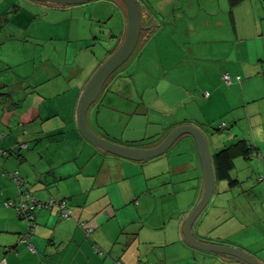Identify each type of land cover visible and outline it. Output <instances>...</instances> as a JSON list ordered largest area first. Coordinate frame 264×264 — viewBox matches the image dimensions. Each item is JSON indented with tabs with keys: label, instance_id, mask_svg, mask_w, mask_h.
I'll list each match as a JSON object with an SVG mask.
<instances>
[{
	"label": "crops",
	"instance_id": "crops-1",
	"mask_svg": "<svg viewBox=\"0 0 264 264\" xmlns=\"http://www.w3.org/2000/svg\"><path fill=\"white\" fill-rule=\"evenodd\" d=\"M141 2L145 25L154 26L152 37H162L167 23H172L174 31L180 27V40H206L207 48L196 52L192 47L186 50L178 47L176 53L163 49L161 57L169 58L170 63L166 67L155 64L152 68L156 75L160 71L163 74L158 77L156 94L148 99L141 94L136 106L132 98L123 97L131 103L122 105L125 113L119 120L127 122V126L144 125L138 130L145 136L148 128L156 125L159 131L155 128L149 137L157 139L179 124H195L194 120L199 118L210 122L218 117L219 127L201 129L211 156L240 140L254 147L253 158L235 154L230 171V176L237 180L234 185L226 179H215L211 198L194 221L192 232L201 240L242 249L264 264V180H259L264 172V0H242L235 5L230 0H220L221 14L210 18L207 12L209 18L202 20L200 26H195L194 18L175 21L172 18L170 22L161 18L156 25L144 12V1ZM3 4L0 0V5ZM218 7L211 16L219 11ZM120 15L116 30H108L115 42L109 49L102 48L104 55L110 54L123 38L122 5ZM29 18H43L41 27H45V9L33 17L32 11L19 8L8 19L11 23L26 20L32 23ZM96 29L100 32L102 28ZM147 33L148 30L143 33L144 40ZM40 67L41 73L34 79L27 77L26 86L16 91H23L24 95L19 97L8 91L5 95L8 94L10 106L0 108V264H116L118 260L124 264H247L232 255L194 248L184 238L185 219L204 189L201 161L191 136L184 135V140L183 137L178 140L187 145L186 158L178 156L172 160L168 155L165 159L168 169L162 180L150 185L146 180L157 175L143 172L138 187L123 188L121 181L127 175L119 158H125L102 152L82 137L76 125V104L88 79L66 82V87L57 85L62 91L57 89L56 96H46L50 87L45 84V65ZM224 73H228L232 83L223 80ZM126 77L129 76L121 72L111 78L103 89L107 91L103 100L91 106L88 122L96 133V126L104 119L100 117L103 109L106 116H110L108 111L113 108L119 110L108 93L124 90L129 95L132 82ZM166 79L170 88L161 85ZM5 85L0 80V87ZM103 102L106 106H102ZM149 108H169L163 110L166 112L163 118L168 122L157 123L159 120L150 115ZM180 108L185 109V115L174 116L172 113H178ZM53 135L62 139L56 145L48 142ZM14 171L19 172L23 184L12 178ZM163 187L169 197L187 198L185 209H165L164 213L161 210L148 218L147 209L138 206L146 197L160 199ZM28 190L31 199L64 201L70 217L62 218L56 206L36 208L33 233L24 242L21 238L27 222L5 202L25 200ZM131 200L138 205L132 206ZM231 200L244 207L242 215L246 220L230 230L223 226V219L228 215L226 203ZM234 214L241 215V210L236 213L235 209ZM80 220L93 230L87 233L78 225Z\"/></svg>",
	"mask_w": 264,
	"mask_h": 264
},
{
	"label": "rangeland",
	"instance_id": "rangeland-1",
	"mask_svg": "<svg viewBox=\"0 0 264 264\" xmlns=\"http://www.w3.org/2000/svg\"><path fill=\"white\" fill-rule=\"evenodd\" d=\"M138 1L141 4V1H144V12L153 19L152 23L155 22L156 25H158L161 18L166 19L167 22L172 21V18L174 21L176 18H194L195 26H200L202 20L205 21L206 18H209L208 14H206L207 12L212 15L213 11L218 10L219 5V11L213 16L210 15V18H216L217 15L221 14L222 8V0L221 2L220 0ZM2 2H4V4L0 5V21L2 22V30L0 31V80L6 85L0 87V108L10 106L8 102L9 98L7 97L8 94L5 95L8 91L17 93L19 97L24 95L23 91H16L19 90L21 86H26L27 77L34 79L36 74L41 73L40 66L42 64L45 65V84H49L50 87V92L45 91V95L56 96L57 89L62 91L61 87H66V82H80L78 79L82 81L89 79L98 66L110 55L109 53L105 55L102 54V48L106 47V49H109L115 42L114 39L110 38L108 30H116L119 25L118 20L121 18L120 0H94L68 6H49L32 0H2ZM13 3H16V6L13 5ZM19 8L32 11L33 17L34 14L42 10L44 11L45 9V27H41V22L44 20L43 18H38L36 20H34L35 18H29L32 23H28L27 20L19 24L18 22L11 23L10 20L5 21L6 18H4V15H6L7 18H11L13 12ZM166 26L167 30L163 32L162 37H152L151 33L154 30V26L148 30L146 39H140L137 49L125 63L124 69L122 68L117 71L115 76H120L121 72L129 76L126 77V79L128 82H132L129 90V95L131 96H126L124 90L122 92L108 93L109 96H112L119 110L114 108L112 110L110 109L111 111H108L110 116H106L105 113H103L105 109H103L100 116L104 117V119L101 120L102 123H100L98 127L96 126V128L92 125L102 137H107L109 140L113 139L122 143L130 141L129 143H135L143 145L141 147H146L144 145H148L150 139H153H149V133H152L155 128L159 131L160 127L157 128L156 125H152L148 128L147 131L149 132L145 136L143 131H139V128L144 127V125L141 124L138 128L132 125L127 126V122L120 121L119 118L125 113L122 105L131 103L130 101L127 103L123 97L132 98L136 106V101L140 99L141 94H144L145 99H148L150 95L156 94L155 86L158 82V77L163 74L162 71H160L156 75L152 71V68L155 64H163V66L166 67L170 63L169 58L167 59L165 57V59L161 57L163 49H173L172 51L176 53L177 50H179L176 49L178 47L183 50L192 47L196 52H200L202 49L205 50V48H207L206 40L199 38L180 40V27L174 31L173 27H171L172 23H167ZM97 27L102 28L99 29L100 32L97 31ZM94 31L98 33L96 35L93 34L95 33ZM106 31L107 33H105ZM94 36H96V38H94ZM148 37L149 40L147 39ZM143 42L145 45H143ZM175 56L176 54H172V57ZM175 59L173 58V62L176 61ZM34 63L35 70L32 72ZM168 81V79H166V81L162 80V87L166 84L165 86L170 88V84L167 86ZM57 85L61 87L58 88ZM104 90L97 100V102L100 100L99 103L103 100V96H105L107 92H104ZM103 103L102 106H106L105 102ZM168 105L170 106V104ZM168 109L163 108L162 110H157L149 108V110H151L150 115H154L156 117L155 119L159 120L157 123L160 124L168 122V120L163 118V115H166L164 111ZM184 110V108H180L178 113L174 112L172 114L174 116L177 114L176 116L178 117L184 114ZM111 114L114 116H111ZM174 116L171 118H174ZM215 118L216 119L210 122L200 120L199 118L198 120H194V125L205 131H207L208 128L219 127L221 120L218 117ZM132 127L134 128L132 129ZM133 133H136L135 137L132 136ZM184 138L185 137L182 139L184 140ZM48 139V142L55 145L58 140H62L55 139L54 135L51 139ZM64 143L68 142L65 141ZM65 150H67V148ZM186 150V143L177 141L169 150L146 162H131L119 158L125 164L124 171L127 175V178L121 181L122 187H130L133 189V185L137 186L138 180H141L143 172L147 175H157L146 180L150 185H153L160 179L162 180L168 169V164L165 161L167 156L171 155L172 157L170 158L172 160L177 159L178 156L184 159L188 156ZM61 152L63 154L64 151ZM179 152L181 154H178ZM59 156L60 155H57V159H60ZM109 156V158H115L111 157V155ZM251 158H253V155ZM113 164L116 167V164ZM178 184L183 185L182 183ZM115 190H117V187H115ZM132 191L133 190H131V192ZM166 191L167 189L164 187L161 189L162 196L158 200L148 197L142 200L138 207L147 209V213H149V217L147 216L148 218H153L154 213L156 214L161 210L164 213L165 209L175 208L177 211L179 209H185L187 198L184 197L180 199V195H177L179 198L174 197V195L169 197L166 195L168 194ZM130 203H132V206L138 205V203H133V200H131ZM226 207H228L226 211L228 215L225 216V221L223 219V226L225 228L231 230V227L233 228L245 222L246 219L242 215V209L244 207L241 204L235 200H231L229 203H226ZM235 209L236 213L237 210H241V215H235ZM233 217H235L236 220H234Z\"/></svg>",
	"mask_w": 264,
	"mask_h": 264
},
{
	"label": "water",
	"instance_id": "water-1",
	"mask_svg": "<svg viewBox=\"0 0 264 264\" xmlns=\"http://www.w3.org/2000/svg\"><path fill=\"white\" fill-rule=\"evenodd\" d=\"M49 6H68L94 0H32ZM125 11V31L120 44L98 66L85 83L76 104V125L82 137L104 153L114 154L133 161H147L166 152L179 137L191 135L201 161L204 189L201 198L188 213L183 234L185 240L194 248L232 255L247 264H263L257 258L237 247L201 240L192 232L196 218L207 206L215 183V171L203 131L194 124L184 123L172 128L157 144L141 147L114 142L96 133L88 122L91 106L98 100L111 75L132 55L143 30H150L153 24L146 26L143 21L138 0H120ZM35 218V215H34Z\"/></svg>",
	"mask_w": 264,
	"mask_h": 264
},
{
	"label": "built area",
	"instance_id": "built-area-1",
	"mask_svg": "<svg viewBox=\"0 0 264 264\" xmlns=\"http://www.w3.org/2000/svg\"><path fill=\"white\" fill-rule=\"evenodd\" d=\"M223 80L230 84L231 78L228 75V73L223 74ZM225 123H222V126H224ZM1 153H6L5 151H2ZM18 172H13V177L16 181L22 182V180L18 176ZM259 180H264V172L259 176ZM31 193L27 191L25 193V200H19L18 202H15L13 199H8L5 202L6 206L13 207L16 209L18 215L21 217V219L25 220L27 222V230L23 234L21 241H28L33 233L34 229V211L36 208H51L53 206H56L59 210V215L62 218H69L70 212L69 209L64 201H55L54 199H50L48 201H39L36 199H31ZM78 225L85 229L87 233H90L93 228L92 226L88 225L87 222L84 220L78 221ZM29 247L35 251V248L30 244ZM116 264H124L122 261L118 260Z\"/></svg>",
	"mask_w": 264,
	"mask_h": 264
},
{
	"label": "trees",
	"instance_id": "trees-1",
	"mask_svg": "<svg viewBox=\"0 0 264 264\" xmlns=\"http://www.w3.org/2000/svg\"><path fill=\"white\" fill-rule=\"evenodd\" d=\"M240 1L242 0H230L231 2V5H235L237 3H239ZM4 18H6L5 21H8L9 19L5 16ZM144 21V20H143ZM145 24V22H144ZM2 25V22L0 21V27ZM147 30H143L142 33H141V36L139 38V41L134 49L133 52H135V50L137 49L138 45H139V42H140V39L142 38L143 36V33L146 32ZM141 48V47H140ZM133 54V53H132ZM131 57V56H130ZM128 61V60H127ZM126 61V62H127ZM125 62V63H126ZM124 64H122L114 73L113 75H111V77H109L108 81L111 80V78H113L117 71L120 70V69H124ZM232 81V80H231ZM232 83V82H231ZM23 88V87H22ZM166 135V134H165ZM165 135H163L162 137H158L157 139H150L152 137H149L150 139V142L148 143V145H144V146H153L155 144H157ZM183 136L179 137L177 139V141L179 139H181ZM24 148H26V144L24 143L23 144ZM22 146V144H21ZM143 146V145H142ZM236 151H235V150ZM169 150V149H168ZM1 151H4V150H1ZM253 152H254V147H252L249 143H247L245 140H240L238 141L237 143L235 144H232L230 146H226V147H223L222 149H219L217 152H215L212 156H211V159H212V163H213V167H214V171H215V179H226L230 185H234L237 180L236 179H233L231 176H230V171L233 167V160H234V157H235V154H237L238 156H242L244 158H251V156L253 155ZM7 154H9L7 152ZM15 172V171H14ZM18 172V171H17ZM19 174V172H18ZM11 176L12 178L14 179L13 177V173H11ZM19 178L22 180V182H18L19 185L23 184V178L18 175ZM15 180V179H14ZM29 191V190H28Z\"/></svg>",
	"mask_w": 264,
	"mask_h": 264
}]
</instances>
